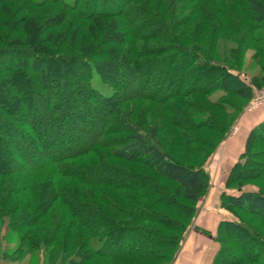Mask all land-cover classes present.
I'll return each mask as SVG.
<instances>
[{"label":"trees","instance_id":"obj_1","mask_svg":"<svg viewBox=\"0 0 264 264\" xmlns=\"http://www.w3.org/2000/svg\"><path fill=\"white\" fill-rule=\"evenodd\" d=\"M23 1L36 8L58 4L76 19H83L85 23L91 25H99V28H104L106 33H112L114 36L116 25L118 27L123 25L125 29L121 32L128 37L126 39L128 43L124 48H120L125 59L115 60L114 56H110L113 48L105 45L96 46L97 48L89 45L90 50L86 45L87 51L84 52L82 46L76 45L77 42L74 40L72 46L63 53L62 50L65 49H62L63 46L56 49L46 44L42 46L39 41L44 40H39L36 34L35 38H28L29 43L12 36L2 39L0 63L3 68L0 72L8 71L12 75L25 76L26 80H31L33 76L30 73L38 70V63H45V69L42 70L45 73L41 79L48 82L47 86L42 84L44 91L38 93L44 109L33 122L28 119L36 116L35 111H27V115L22 118L24 108L28 104H25L20 96L10 103L19 115L16 116L10 108H0L1 112H5V115L0 112V140L3 147H12L19 156L15 163L16 167L0 168V222L7 217L5 225L7 230H12L21 237L16 254H20L22 258L28 253L31 254L38 246L30 237L29 231L38 225L39 221L33 223L38 214L26 219L29 212L25 211L23 206L43 201L47 209H51L54 202L59 201L67 209L65 215H72L83 226L85 235L80 244L88 249L86 261L85 256L82 257L78 253L79 249L67 261L64 257L69 252L63 248L59 257L60 264H86L89 260L123 264L120 262L123 258L136 259L144 264H172L184 236L186 224L156 208L160 204L168 210L179 208L177 205L179 201L172 190L157 184L153 179L136 175L103 157L102 159L99 157V161L94 164L89 158L86 159V164L79 162L78 159L101 152L114 159L139 162L157 175L175 183L181 198L196 203L208 184V174L204 169L205 157H202L201 162L195 166L178 161L164 147L158 137L159 128L156 125L150 124L146 129L142 128L118 106V103L122 104L126 99L127 101L148 99L163 104L170 117H174L171 124L183 133L180 134L182 144L194 152H205L202 147L209 142L200 135L195 137L189 133L191 131L209 133L211 129L226 133L227 129L219 127L216 118L208 112H203V108L195 100L186 98L194 95L206 97L217 90L226 91L246 102L254 96L255 91L260 88L256 78L264 82V75L257 74L253 77L248 75L241 68L239 53L246 45V48L257 45L259 54L264 55V0H230L231 7L225 0L221 2L210 0V3L215 4L214 10L203 3L187 8L190 4L199 2L198 0H74L72 3L65 0ZM186 8L189 12L182 15L181 11ZM234 14H241L242 19L239 20L237 16L236 20ZM102 20L109 22L103 24ZM244 23H248L245 31L242 30ZM185 24L193 25L190 34ZM226 32H233L238 43L244 38V44H241V48L238 45L217 55L215 40L217 36H222ZM94 50L105 58L97 60L98 56ZM179 57H183L185 63L181 64ZM26 61H31L34 67L27 68ZM53 62L56 63L54 69L50 66ZM161 62L168 63L163 78H159L160 75L155 69L157 63ZM105 66L117 70L119 79L113 80L109 77ZM179 68L184 76L176 82L170 80V76L175 75ZM94 71L100 80L112 89L109 95H104L93 87L91 80ZM211 81L217 86L209 83ZM229 81L235 83V88L228 86ZM9 82L10 79H0V85ZM132 82L138 87L125 92L126 87ZM211 104L224 113L234 115H238L245 106L239 107L222 97ZM77 105L86 107L80 110ZM98 110L101 111L100 125L94 136L86 146L78 150H68V144L76 135L79 136L81 130L67 132L66 129L78 128L76 122L78 119L88 117L90 113ZM87 119L93 120L92 117ZM115 135L119 141L112 142ZM105 141L111 144H106ZM261 144H264V124H259L249 131L240 160L235 162L226 178L227 187H233L235 174L241 178L242 171L247 167L262 165L259 158L264 157V151L254 152ZM209 148L214 149L213 145H209ZM30 156L35 157L29 159L34 161L25 163L24 160ZM24 165H28L26 181L30 185L29 188L33 182L35 184L34 177L37 173L49 168L54 175L49 172L39 191L34 188L28 199L21 200L17 198L21 188L15 187V183L20 180L19 177H9L12 174L19 176L17 173L24 170ZM82 173L109 176L90 177ZM119 174L125 179L122 183L114 181L113 177ZM57 177L66 181L73 179L75 183L72 184L76 186L69 188L65 180ZM5 178H9L8 183L2 184ZM88 184L93 185L95 196L82 187ZM105 186L145 191L147 194L144 196L148 201L136 203L129 209L118 208L114 202L107 201L110 195L104 190ZM42 187H45L44 192ZM236 189L239 194L224 195L226 204L256 215L264 221V193L259 189L242 190L240 186ZM51 190L54 195L50 193ZM126 191H123L124 196L132 197V194ZM99 203L114 213H120L123 218L114 220L106 216L101 212ZM179 210L182 212V207ZM224 228L227 230H223ZM53 230H62V226H56ZM229 230L240 232L242 237L257 244L259 248L250 257L234 259L230 249L235 246L231 248L226 245L227 238L221 237L222 232ZM55 233L54 231L50 233L52 234L50 237L57 241L58 233ZM140 235L156 236L157 239L155 242L137 245L135 239ZM80 237L81 235L77 234L75 238L79 240ZM122 238L127 239L125 245L117 247V240ZM215 240L218 248L211 264H264V239L250 231L242 222L221 221ZM53 254L57 256L55 250ZM78 255L80 260H76ZM224 257L229 258V261L223 262ZM14 259L17 260L7 258L8 261Z\"/></svg>","mask_w":264,"mask_h":264},{"label":"rangeland","instance_id":"obj_2","mask_svg":"<svg viewBox=\"0 0 264 264\" xmlns=\"http://www.w3.org/2000/svg\"><path fill=\"white\" fill-rule=\"evenodd\" d=\"M65 1L72 3L74 0ZM198 1L199 2H195L192 5L190 4L187 8L195 7L199 3H203L211 9H215V4L210 3V0ZM221 1L222 0H218V2ZM225 2L227 5H229V7L232 6V2H230V0H225ZM187 8L184 11H181L182 15L189 12ZM240 15L241 14H234L235 19L237 20V16L239 20L240 18L242 19V15ZM102 22L103 24H107L109 21L102 20ZM189 24H185L188 34H190V31L193 29V25ZM245 26L247 28L248 23H244L242 26L243 31L246 30ZM107 27H109V25ZM116 27L117 29L115 30V36L114 34L112 35V33H106L104 28H99V25H91L90 23H85V20L83 19H76L58 4H48L45 7L36 8L32 5L25 4L23 0H3L0 2V47H2V39L6 37L8 38V36L18 37L22 42L28 43L30 42L28 38L33 39L38 36L39 40H44L43 42L39 41L42 46L47 45L54 47L55 49L63 46L62 49H65H63L62 52H66V50L72 46L73 41L75 40L77 42L76 45H81L82 49H84V52L87 51L85 50L86 45L89 47L88 50H90L91 46L97 48L96 46L105 45L107 47L109 46L113 48V51H110V56H114L115 60H119L121 58L125 59V55L120 51V48H124V46H126L128 43V40L126 39H128V37L121 32V30L125 29L123 25L120 27L116 25ZM29 34L32 36H29ZM236 39V35L234 36L233 32H226L223 33L222 36H217L215 40L216 54L220 55L223 53V51L225 52L232 47H237L238 45L241 48L244 44V38H241V43H238V40ZM157 43H159V41ZM246 47L239 53L241 58V68L251 77L257 74L264 75V55L259 54L257 45H252L249 48ZM94 52H96L95 55L98 56L97 60L101 61L103 58H105V56L100 55L97 50H94ZM123 55L124 57H121ZM179 62L181 64L185 63V59L183 57H179ZM55 64L56 63L54 62L50 63L51 68L54 69ZM44 65L45 63H38L37 68L40 70V72L36 70L30 73L33 76V79L31 80H26L25 76L18 77L12 75L11 73H8V71H4V73L0 72L1 80L10 79L9 83H3L0 85V108H10L16 116L19 115L17 114L16 109H14L10 103L14 101L17 96H20L22 99H24L25 104H28V106L24 108L22 118L27 115V111L36 112L35 117L34 115L31 118L28 117V120L31 122H33L36 117H39L38 114L42 112L44 107L41 103L42 101H39L38 93L43 90L42 84L44 86L48 85L47 81L41 79L45 73L42 71L45 69ZM26 67L31 68L34 66L32 65L31 61H26ZM167 67V62L157 63V67H155V69L160 75L159 78H163L165 76V70ZM2 68L3 65L0 63V69ZM104 68L106 69V73H108L109 77H112L113 80L119 79L120 75L117 70L110 66H105ZM24 73H26V71ZM175 73V75L170 76V80L174 82L178 81L180 77L184 76L182 71H180V68L179 71H176ZM92 75L91 83L93 87L99 90L102 94L109 95L112 92V89L100 80L95 71ZM256 82L259 84L260 88L264 87V82H262L259 78H256ZM209 83L216 85L214 81ZM195 84L201 85V83ZM228 86L235 88V83L229 81ZM137 87L138 86L132 82L126 87L125 92H130L132 89H136ZM259 89L255 91L253 97L257 95ZM219 97L229 100L231 103H234L239 107L245 106L238 115L227 112L224 113L217 108H214L211 104L212 101L219 99ZM186 99L191 101L195 100L198 105L203 108V112H208L216 118L219 123V127L227 129L226 133H221V130L217 132V129H211V132L209 133L202 131H191V133H189L195 137H199L200 135L202 139H205L209 142L208 145L204 144L202 147V150H206L205 152H194V150H191L182 144L180 140V134L183 133L179 131L174 124H171V121L174 117H170L163 104L148 99H136L133 101H127L126 99L122 101V104L118 103V106L127 112L133 121L138 122L142 128L146 129L150 124L156 125L159 128L158 137L162 141L164 147L178 161L195 166L201 162L202 157H205L206 161L204 163V169L208 174V184L203 191L202 196L196 203L187 202L181 198L179 192L176 189L177 186L175 183L157 175L151 169L145 167L139 162H127L121 159H114L107 154L104 155L101 152L97 155L92 154L86 155L85 157L83 156L81 157L82 159L78 160L79 162L86 164V159L89 158L91 159L92 164H94L95 162L99 161V157H101V159L103 157L113 163L123 166L126 168V170L136 175L153 179V181L157 184L162 185L166 189L172 190L174 193L173 195L179 201L177 205H179V208L182 207L183 211L180 212L179 208L177 207L174 210H168L161 204L156 206L158 210H161L170 217L176 218L186 224L184 236L172 264H211L216 249L218 248V243L215 240V237L217 235L218 226L221 221L242 222L250 231H253L264 239V221L256 215H251L240 209L227 205L224 199V195L239 194V191L236 189L237 186L242 187V190L259 189L264 193V157L259 158V161L262 163V165H253L247 167L242 171L243 175L241 178H239L238 174H235L233 178L235 179L233 187H227L225 182L228 173L235 162L240 160V154L237 153L236 149L232 148V145L229 146V144L237 132V120L240 119L242 113L247 112L246 108L248 107L251 99L246 102L241 98L230 95V93L222 90H217L206 97L194 95L187 97ZM76 107L80 108L81 110V108L84 109L86 106L84 107L82 105H77ZM100 112L101 111L98 110L96 112L90 113L88 117H92L93 120L91 121H89L87 119L88 117L85 116L81 117L80 120L78 119V121H76L79 126L78 128L70 127L66 129L67 132H77L81 130L79 136L76 135L73 141L68 144V150H78L79 148L87 145L100 125ZM1 114L5 115V112H1ZM81 114H83L82 111ZM85 119L87 121H85ZM214 130L216 132H214ZM112 138V142L114 140L119 141L116 135ZM58 139H56V141ZM105 143L111 144L108 141H105ZM209 145H213L214 149L211 150ZM262 151H264V144H261L254 149V152ZM32 157L33 156H30L24 160L25 163H31L34 161L29 160ZM18 158L19 156L15 154L14 149L12 147H3L2 141L0 140V168L16 167L15 163L17 162ZM33 159H35V157H33ZM27 169L28 165H24V170H21V173H17L19 176H14V174H12L10 175L11 177H9H19L18 179L20 180L15 183V187L17 186L21 188V193L17 194V198L21 200H25L26 198L28 199L34 191V188L39 191L41 184L46 180L49 172H52L49 171L51 169L48 168L37 173V175L34 177L35 184L33 182L29 188L30 185H28L26 181L28 175L26 171ZM52 175H54V172H52ZM82 175H87L90 177L109 176L107 174L100 173H82ZM121 175L119 174L116 177H113L116 183H122V181L125 180L122 179ZM9 178H5L2 184L8 183ZM57 179H61L62 181L65 180L60 177H57ZM65 182L69 188L76 186L72 184L75 183L73 179L68 181L65 180ZM82 187L87 189L91 194H93V196H95L94 194H96V192L93 189L92 184L82 185ZM118 189L123 191L127 190L126 192L131 193L132 197H125V192L119 191ZM118 189L112 187L109 188L108 186L104 187V190H106V192H108L110 195V199L108 197L107 201L114 202L118 208L121 207L122 209H129L136 203H145L148 201V198L144 196L147 194L145 191H140L136 188ZM44 191L45 187H42V192ZM50 193L54 195L53 190H51ZM99 204L101 212L106 216L114 218V220H120L123 218L120 213H114L103 204ZM23 208L25 211L29 212V215H27L28 218L26 219H31L34 214H38L35 222H33L37 223V221H39L38 225L35 228L32 227L31 230L28 229L30 231V237L38 244L37 249L32 250L33 252H31V254L28 253L22 258L20 257V254H16V251L18 250L21 243V237L18 236L14 231L7 230L5 225L8 218L4 217V219L0 222V264H60L59 257L60 254H62L61 250L63 248L69 252V254L67 253L66 257L63 256L67 261L75 254L77 249H79L78 253L81 256H85L84 260H87L86 256L88 255V249L87 247H83L80 244V242L83 240V236L85 235L84 228L79 224V222L75 220L72 215H65V212L67 213V209L63 206V204H61V202H54V205L51 207V209H47V207L43 204V201H35L31 206H27L25 204ZM22 213L23 212H18V214ZM86 217L91 216L87 215ZM117 224L119 225L120 223ZM56 226H62V230H53ZM28 230L23 231L28 232ZM223 230L227 229L224 228ZM53 231L58 233L57 241H54L50 237L52 235L50 233ZM77 234L81 235L79 240H76L75 238ZM226 235H228V237H226ZM221 237L227 238L228 241L226 240V245L231 246V248L232 246H235L234 248L230 249L231 255L234 259L250 257L253 255L254 251L259 248L257 244L252 243L249 239L242 237L241 233L238 231L229 230L228 232H222ZM156 239V236L140 235L137 237V239H135V244L142 245L143 243H148L150 241L155 242ZM125 240L127 239L122 238L117 240V247L121 245L123 247L126 243ZM53 250H55V254L57 256H54ZM80 255L76 256V260H80ZM9 257L12 259L16 258L17 260L14 259L8 261L7 258ZM222 261L226 263L229 261V258L224 257L222 258ZM120 262L123 264H144L142 262H138L136 259L131 258L120 259ZM86 264L110 263L105 260H89Z\"/></svg>","mask_w":264,"mask_h":264},{"label":"crops","instance_id":"obj_3","mask_svg":"<svg viewBox=\"0 0 264 264\" xmlns=\"http://www.w3.org/2000/svg\"><path fill=\"white\" fill-rule=\"evenodd\" d=\"M259 124H264V106L242 113L236 123L237 132L229 146L232 145L241 154L249 131Z\"/></svg>","mask_w":264,"mask_h":264},{"label":"built area","instance_id":"obj_4","mask_svg":"<svg viewBox=\"0 0 264 264\" xmlns=\"http://www.w3.org/2000/svg\"><path fill=\"white\" fill-rule=\"evenodd\" d=\"M264 106V87L260 88L255 97H252L246 111Z\"/></svg>","mask_w":264,"mask_h":264}]
</instances>
